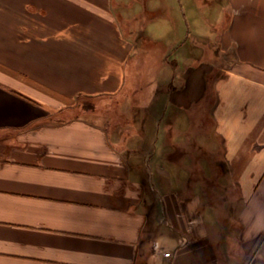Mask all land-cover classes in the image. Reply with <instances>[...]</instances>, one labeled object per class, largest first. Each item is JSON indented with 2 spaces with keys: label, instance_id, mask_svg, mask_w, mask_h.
I'll return each mask as SVG.
<instances>
[{
  "label": "crops",
  "instance_id": "1",
  "mask_svg": "<svg viewBox=\"0 0 264 264\" xmlns=\"http://www.w3.org/2000/svg\"><path fill=\"white\" fill-rule=\"evenodd\" d=\"M128 1L0 0V264H244L239 212L250 232L264 218V0H224L202 57L190 27L149 33Z\"/></svg>",
  "mask_w": 264,
  "mask_h": 264
},
{
  "label": "rangeland",
  "instance_id": "2",
  "mask_svg": "<svg viewBox=\"0 0 264 264\" xmlns=\"http://www.w3.org/2000/svg\"><path fill=\"white\" fill-rule=\"evenodd\" d=\"M129 1L130 3L132 2L130 4L131 8H129V6H124L125 8H122V10L125 13L129 12L130 14H133L136 17L134 25H136L137 27H143L147 32L150 33L151 31H153L154 33L162 37H170L169 27L174 28L176 30L177 28H182V30L184 31L182 36L183 38H185V36L187 35V30L190 27L191 32L195 34V37H192L190 39V41L192 40L194 44L192 47L194 55L197 57H202L203 55H212V50H207L208 47L211 45L210 42H212L210 26L215 22V20L220 19L222 17L224 7L222 3L224 2V0ZM126 15H128V13H126ZM208 36L210 38H208ZM183 47L187 48L185 46ZM125 104L127 103H120L119 107L125 108ZM82 105L85 106V109L92 111L109 112L111 110L110 100H107L106 103L104 102V104L86 100L84 101V103H82ZM208 126H210V122L208 123ZM207 142L211 146L213 145L214 149L218 148V145L216 144L218 142H216V140L212 144L211 139L208 138ZM215 150L216 154L218 150ZM214 186L217 190V185L214 184Z\"/></svg>",
  "mask_w": 264,
  "mask_h": 264
},
{
  "label": "clouds",
  "instance_id": "3",
  "mask_svg": "<svg viewBox=\"0 0 264 264\" xmlns=\"http://www.w3.org/2000/svg\"><path fill=\"white\" fill-rule=\"evenodd\" d=\"M250 200H255V202L259 204H264V193L257 194V192H253ZM248 211V204L241 208L238 215V228L233 238L234 242L240 247V249L244 253V264H257L255 259H252L254 255V250L259 247L260 244H264V240H259L258 238L264 237V218L260 219L261 227L258 231L250 232L252 229V225L256 222V217H251L249 219H245V216ZM247 237V239H246ZM255 241L252 243L251 247H246L245 245L249 242Z\"/></svg>",
  "mask_w": 264,
  "mask_h": 264
}]
</instances>
